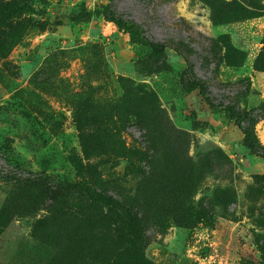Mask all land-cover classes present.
<instances>
[{
    "label": "rangeland",
    "instance_id": "374dc122",
    "mask_svg": "<svg viewBox=\"0 0 264 264\" xmlns=\"http://www.w3.org/2000/svg\"><path fill=\"white\" fill-rule=\"evenodd\" d=\"M212 1L223 4L217 13L226 20L213 19ZM22 3L41 15L0 18V172L76 181L71 157L85 165L99 158L101 178L133 195L151 178L152 152L135 113L152 94L190 138L194 218L143 227L145 254L154 264H264V157L244 146L234 119L184 85L186 77L203 80L214 102L246 110L264 102V71L255 66L264 53V0H0V9ZM102 5L165 43L163 54L132 43L102 15L75 16ZM218 37L232 47L221 48V58L209 43ZM93 122L106 133L99 150L84 151L79 127ZM254 133L264 147V117ZM10 191L0 177V264H47L57 212L4 211ZM129 260L126 253L117 263L88 264Z\"/></svg>",
    "mask_w": 264,
    "mask_h": 264
},
{
    "label": "trees",
    "instance_id": "16d2710c",
    "mask_svg": "<svg viewBox=\"0 0 264 264\" xmlns=\"http://www.w3.org/2000/svg\"><path fill=\"white\" fill-rule=\"evenodd\" d=\"M212 2L213 19L218 22L226 20L217 13L222 8L224 10L223 4ZM15 12L41 15L29 4L22 3L0 9V18ZM93 15H102L111 21L128 34L132 43L147 46L154 57L163 54L165 43L148 39L136 23L122 18L109 5L81 10L75 16ZM209 43L217 58L222 56L221 48L224 53L232 49L224 37L211 38ZM186 62L190 70L192 64L187 58ZM150 63L147 70H154L153 62ZM255 66L264 71V53L257 56ZM184 85L187 91L197 90L210 108L219 107L225 117L234 119L242 133L244 146L253 154L264 157V147L254 133V124L264 117V102L246 110L239 107L237 101L214 102L203 80L186 77ZM135 122L146 130V144L152 157L147 173L151 178L142 180L133 195L124 194L115 181L101 178L97 168L99 158L85 165L80 158L72 156L76 181L40 172H0V177L11 184L8 206L4 211L13 209L18 215L31 214L37 209L57 212L55 237L50 243L53 255L47 264L117 263V258L126 253L130 260L125 264H154L145 254L147 241L140 230L161 224L166 218L185 224L192 222L194 213L190 196L195 181L194 164L188 156V134L170 123L152 94H149L148 106L135 113ZM79 128L83 150H99L100 145L95 142L106 133L99 122H93L90 129ZM159 163L161 170H158ZM110 189L113 193H109Z\"/></svg>",
    "mask_w": 264,
    "mask_h": 264
}]
</instances>
